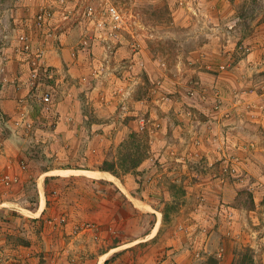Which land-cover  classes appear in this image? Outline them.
Masks as SVG:
<instances>
[{"label":"rangeland","instance_id":"1","mask_svg":"<svg viewBox=\"0 0 264 264\" xmlns=\"http://www.w3.org/2000/svg\"><path fill=\"white\" fill-rule=\"evenodd\" d=\"M55 1L0 0V92L15 104L0 106V264H264V0H112L118 40L85 16L101 0H73L68 20ZM24 33L45 50L51 104L31 91ZM228 106L244 112L227 121ZM134 132L149 157L126 174Z\"/></svg>","mask_w":264,"mask_h":264},{"label":"built area","instance_id":"2","mask_svg":"<svg viewBox=\"0 0 264 264\" xmlns=\"http://www.w3.org/2000/svg\"><path fill=\"white\" fill-rule=\"evenodd\" d=\"M63 7L62 16L65 20L70 17V10L67 9L68 0H57ZM85 16L95 18L102 30L106 31V34L112 40H118L122 37V33L127 29V22L123 10L119 8L112 0H101L100 2H91L85 8ZM55 12L51 9L43 10L39 16L38 21L40 27L46 28L53 23ZM18 43L21 44L18 49L19 55L22 56L24 61L30 67V86L31 91H39L42 94L41 100L45 104H51L53 102V90L54 87L49 83L47 86L42 82L43 75L47 77V80L53 79V74L50 71V67L45 64L46 55L43 48L35 47L31 38L26 34H22ZM46 79V78H45ZM264 96V95H263ZM230 159L223 162V172L225 174H232L235 169L233 164H229ZM234 161V160H233ZM235 162V161H234ZM7 182H12L9 176L5 177Z\"/></svg>","mask_w":264,"mask_h":264},{"label":"crops","instance_id":"3","mask_svg":"<svg viewBox=\"0 0 264 264\" xmlns=\"http://www.w3.org/2000/svg\"><path fill=\"white\" fill-rule=\"evenodd\" d=\"M52 3H53V1H52ZM56 5H57V7H56V10H57V12H56V14H62V11H63V7L60 5V3L59 2H57V1H55L54 2ZM77 3L78 2H76V1H73V0H68V6H67V9L68 10H73V9H75L76 8V6H77ZM1 12V11H0ZM215 12H220L219 11V9H216L215 10ZM75 32V31H74ZM67 33H64L63 35H61L60 36V38L61 39H66V37H67ZM220 38L221 37H219V36H216V38L214 39V37H212V43L213 44H223V45H225V41L223 42V43H218V40H220ZM232 37H230V39H231ZM69 39V38H68ZM67 39V40H68ZM223 40H225V38L223 39ZM227 40V39H226ZM67 43H68V41H66ZM208 43H210V42H208ZM211 44V43H210ZM231 48V47H230ZM99 63H101V65L103 66L104 65V62L102 61V60H100L99 61ZM105 66V65H104ZM101 74H104L105 72H106V68H100V71H99ZM219 78H220V76H219ZM220 83V82H219ZM220 88V86L218 85L217 86V89L218 90H220L219 89ZM220 92H221V90H220ZM1 93V95H0V106L2 107V109L6 112V110L8 111V112H10L9 110L10 109H12V106H15V104H14V101L12 100V99H10V96H8V95H6L4 92H3V94H2V92H0ZM138 102H140V103H144L143 101H138ZM10 104H12V105H10ZM61 104H59V106H60ZM62 106V105H61ZM61 106H60V108H61ZM228 108H229V110L228 111H230V114L229 115H226V117H225V119L228 121L229 119V117H234L235 115H236V113L237 112H244V110L242 109V108H240V107H238L237 109H236V106H234V107H230V106H228ZM9 109V110H8ZM226 111H227V109H226ZM216 113L217 114H220L221 115V117H222V115L224 114V113H222L221 111H219V112H217L216 111ZM137 114V113H136ZM248 115H250L249 113H247ZM163 116V115H162ZM220 117V118H221ZM223 117H224V115H223ZM220 118H218L217 116H215V118H214V121H212V124L215 126V127H217L216 128V130L217 129H219L220 128V126L222 125V120L223 119H220ZM220 119V120H219ZM224 119V121H226ZM254 122V121H253ZM204 124H205V126H210L209 124V122H203ZM224 123V122H223ZM154 124V123H153ZM155 124H157V123H155ZM212 129V128H211ZM211 131V130H210ZM211 132H209L208 131V134H207V137L209 136V137H211V138H209V140H211L212 139V142H215V138L210 134ZM244 133V132H243ZM244 134H246V133H244ZM245 136H247V135H245ZM248 137V136H247ZM217 142L219 143V141L217 140ZM215 145V144H214ZM214 145L212 144V150H214ZM254 148H255V145L253 146ZM215 148H216V146H215ZM256 149L257 150H260L261 152H263L264 151V141H261L260 142V144L259 145H257V147H256ZM244 150H245V153H248L250 150H249V148H248V146L246 147V148H244ZM225 189H227V190H229V188L228 187H226ZM257 232H258V229H256L255 228V237L257 238V241L259 240V241H262V242H264V234H262V235H259V233L257 234ZM214 236H218L217 235V233H215V231L212 233V237H214Z\"/></svg>","mask_w":264,"mask_h":264},{"label":"trees","instance_id":"4","mask_svg":"<svg viewBox=\"0 0 264 264\" xmlns=\"http://www.w3.org/2000/svg\"><path fill=\"white\" fill-rule=\"evenodd\" d=\"M142 135L134 132L131 134L129 141H127L121 150L119 157L120 168L127 174L131 171L137 170L140 165L149 157V146L147 143H142ZM116 163H105V166L101 168L102 172H110L116 177L120 174L116 170ZM108 263V260L105 264Z\"/></svg>","mask_w":264,"mask_h":264},{"label":"bare ground","instance_id":"5","mask_svg":"<svg viewBox=\"0 0 264 264\" xmlns=\"http://www.w3.org/2000/svg\"><path fill=\"white\" fill-rule=\"evenodd\" d=\"M110 179H111L112 181H114L115 183H117V184L120 183V182L118 181L119 179L117 180V178L114 177V176H111V175H110ZM121 184H122V183H121ZM121 184H120V185H121ZM121 186H122V185H121ZM122 188L125 189L124 186H122ZM44 202H45V201H44Z\"/></svg>","mask_w":264,"mask_h":264}]
</instances>
